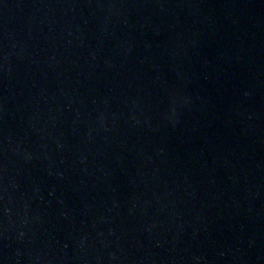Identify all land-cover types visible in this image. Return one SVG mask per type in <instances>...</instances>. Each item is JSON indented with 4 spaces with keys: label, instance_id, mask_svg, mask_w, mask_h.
Here are the masks:
<instances>
[{
    "label": "water",
    "instance_id": "obj_1",
    "mask_svg": "<svg viewBox=\"0 0 264 264\" xmlns=\"http://www.w3.org/2000/svg\"><path fill=\"white\" fill-rule=\"evenodd\" d=\"M0 264H264V0H0Z\"/></svg>",
    "mask_w": 264,
    "mask_h": 264
}]
</instances>
